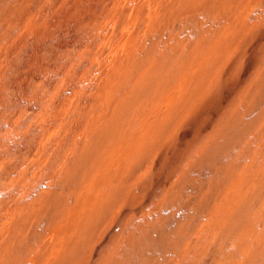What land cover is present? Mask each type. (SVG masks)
Returning <instances> with one entry per match:
<instances>
[{"label": "rangeland", "instance_id": "obj_1", "mask_svg": "<svg viewBox=\"0 0 264 264\" xmlns=\"http://www.w3.org/2000/svg\"><path fill=\"white\" fill-rule=\"evenodd\" d=\"M0 264H264V0H0Z\"/></svg>", "mask_w": 264, "mask_h": 264}]
</instances>
